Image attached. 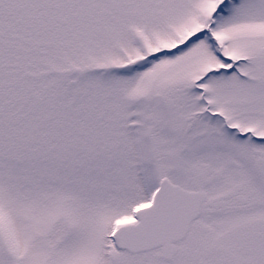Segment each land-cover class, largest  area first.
<instances>
[{"label": "snow or ice", "instance_id": "6c2138e0", "mask_svg": "<svg viewBox=\"0 0 264 264\" xmlns=\"http://www.w3.org/2000/svg\"><path fill=\"white\" fill-rule=\"evenodd\" d=\"M0 264H264V0H0Z\"/></svg>", "mask_w": 264, "mask_h": 264}]
</instances>
